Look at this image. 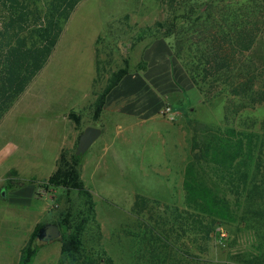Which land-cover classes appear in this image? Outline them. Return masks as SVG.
Wrapping results in <instances>:
<instances>
[{
	"label": "rangeland",
	"instance_id": "1",
	"mask_svg": "<svg viewBox=\"0 0 264 264\" xmlns=\"http://www.w3.org/2000/svg\"><path fill=\"white\" fill-rule=\"evenodd\" d=\"M158 21L165 23L167 30H161L157 38L169 40L176 59L191 80L176 53L178 47L182 46L185 52L187 48L197 62L199 54L193 50L194 43L203 45L199 42L203 37L220 35V27L225 24L260 26L246 55L260 74L256 88H261L264 0H82L66 22L47 64L1 119L0 151L14 152L20 133L25 140L31 139L33 147L39 146L40 153L49 147L55 150L56 138H51L47 147L40 145L39 140L45 139L46 125L40 120L57 118L59 114L64 120L79 118L75 138L73 128H69L73 124H61L58 131L61 135L70 133L64 139L67 145L64 151L68 156L74 153L80 134L97 122L93 121L89 103L69 90L77 86L80 92L86 91L99 66L102 79L93 83L90 93L93 100L113 71L142 67V47L154 37L146 35L140 39L139 33ZM198 92L201 99L195 93L178 98L180 113L173 105V115H165L161 109L158 127L152 123L142 126L144 134L157 129L162 137L135 136L130 148L123 151L130 161L117 164L108 156L98 158L97 144L82 155L81 178L93 194L95 217L88 216L89 206L80 192L68 193L63 187L45 186L57 166L49 175L50 163L44 165L36 160V165L30 164L27 172L39 175L28 178L21 171L0 174V181L5 184L36 181L35 199L31 201L14 189L4 188L3 194L4 186H0V245H26L37 224L54 222L60 225L61 238L39 241L31 264H78L73 257L63 254V233L68 228L71 232L85 218L81 260L89 256L97 264H264L262 193L246 197L236 220L225 221L199 216L187 206L183 188L190 141L199 123L234 126L262 138L264 102L251 106L239 97L229 100L224 93L208 101L199 89ZM76 100L78 108H70ZM186 100L192 103L185 106ZM51 130L57 132V128ZM33 140H38V146H34ZM149 159H154L153 167L149 166ZM137 195L145 197L147 204L135 209ZM63 221H67L66 225Z\"/></svg>",
	"mask_w": 264,
	"mask_h": 264
},
{
	"label": "trees",
	"instance_id": "2",
	"mask_svg": "<svg viewBox=\"0 0 264 264\" xmlns=\"http://www.w3.org/2000/svg\"><path fill=\"white\" fill-rule=\"evenodd\" d=\"M81 1L0 0V121L47 64L66 22ZM161 30L166 31L167 27L158 21L154 26L143 28L139 38L146 35L157 38ZM259 30L260 26L227 27L225 24L220 27V35L203 37L199 40L203 45L194 43L196 46L193 50L199 54L197 62L187 53V48L186 52L182 46L177 48V55L184 62L195 86L204 94L205 100L211 101L216 95L224 93L229 100L239 97L244 100V104L251 106L264 102V83L260 89L256 88L260 74L246 55L253 47ZM191 46L188 49L191 50ZM129 72L128 67L113 71L107 84L100 92H96L94 122H99L109 92ZM101 79L102 73L98 66L94 83ZM66 154L62 152L57 169L45 186L63 187L68 193L74 190L80 192L86 197L88 216L95 217L93 194L81 178L82 155H77L76 151L69 156ZM263 169L264 136L261 138L234 126L200 122L190 141L184 172L183 188L187 206L199 216L234 221L246 197L255 193H262L264 197ZM16 182L9 181L5 188H19L36 181L29 179ZM146 204L147 199L137 195L134 208ZM83 222L76 223L71 232L68 228L63 233L62 251L64 255L77 260L78 264H97L94 257H83L81 260L85 230ZM65 223L67 221L62 222ZM44 224H38L31 233L19 264L32 263L38 251L37 233Z\"/></svg>",
	"mask_w": 264,
	"mask_h": 264
},
{
	"label": "crops",
	"instance_id": "3",
	"mask_svg": "<svg viewBox=\"0 0 264 264\" xmlns=\"http://www.w3.org/2000/svg\"><path fill=\"white\" fill-rule=\"evenodd\" d=\"M142 60L145 65L141 69H131L120 83L107 95L104 110L99 122L95 125L102 129L101 136L93 143V145L97 144L96 146L99 147L97 152L99 153L97 155L99 156L98 158L108 156L111 158V161L117 164L122 160L130 161V158L123 156V151L130 148L135 136L148 137V139H151L155 137V135L160 134L162 137V134L158 133L160 131L157 129L151 131L149 134H144L140 129L148 123H152L158 127L157 121L161 119L159 113L165 103V94L170 96V100H172L171 97H173L174 102L172 105L179 113L181 112V106L178 102V98H180L182 94L187 97V95L189 96V94L195 93L197 99H201L198 89L190 79L187 71L184 70L182 65H180L179 61L176 59L167 38H153L146 42L142 47ZM95 74L96 68L95 73L90 80V86L86 91L80 92V89L77 86L69 90L72 91L74 95L76 94L77 97L82 96V98L89 103L92 118L96 96L91 100L90 93L94 83ZM78 103V100L74 101L70 108H78L76 107L78 106L76 105ZM190 103H192V101L186 100L184 105L186 106ZM80 107L81 106L79 105V108ZM71 119L64 120L62 119V116L58 114L57 118L53 117L48 120H40L41 122H45L46 125L44 130L45 133L43 132L45 134V139L42 140V142L39 140V143L40 145H43L44 148V146H48L47 144L51 138H53V140H55V138L58 139L57 147L53 151H51L49 147L45 150V153H40L42 149L40 150V147L38 146V140H33L34 146H38L33 147L31 139L25 140L24 134L20 133V137H18L20 140L17 141L15 146L16 150L14 152L8 150L0 151L1 176L4 172L16 173L19 171H21L22 174H25L28 178L39 175V172L32 174L27 172L30 166L36 165V160H38L36 163L40 162L44 165L50 163L51 166H47V168H49L48 174L51 175L58 164L64 148L67 146L64 139L70 137L69 132L66 135H61L58 132L61 130V124H64L65 126H67V124H73V126H69V128H73L72 132L75 138L77 117L73 119L74 121ZM112 127H114V129H112ZM52 128H57V132H52ZM39 131H41L40 128ZM148 162L149 166L153 167V164L155 163L154 159H149ZM1 181L0 186H4L2 190L4 194V188L8 182L5 184ZM14 190L29 197L30 201L35 199V183L14 188ZM9 191H11V189ZM25 246L26 245H0V263L19 264L21 253Z\"/></svg>",
	"mask_w": 264,
	"mask_h": 264
},
{
	"label": "water",
	"instance_id": "4",
	"mask_svg": "<svg viewBox=\"0 0 264 264\" xmlns=\"http://www.w3.org/2000/svg\"><path fill=\"white\" fill-rule=\"evenodd\" d=\"M101 134L102 129L100 127L94 125L87 126L80 134L76 154H85ZM37 236L39 241L50 242L61 238L62 231L59 224L49 222L39 228Z\"/></svg>",
	"mask_w": 264,
	"mask_h": 264
},
{
	"label": "built area",
	"instance_id": "5",
	"mask_svg": "<svg viewBox=\"0 0 264 264\" xmlns=\"http://www.w3.org/2000/svg\"><path fill=\"white\" fill-rule=\"evenodd\" d=\"M164 99L165 103L162 107V113H164L165 115H173L174 109L172 107V103L170 102V96L168 94H165ZM222 234L225 235V233Z\"/></svg>",
	"mask_w": 264,
	"mask_h": 264
}]
</instances>
